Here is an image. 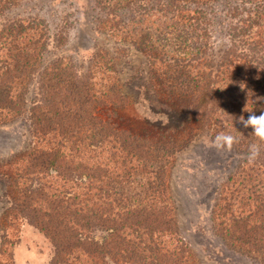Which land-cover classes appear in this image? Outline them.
<instances>
[{
  "label": "trees",
  "instance_id": "trees-1",
  "mask_svg": "<svg viewBox=\"0 0 264 264\" xmlns=\"http://www.w3.org/2000/svg\"><path fill=\"white\" fill-rule=\"evenodd\" d=\"M19 1L0 0V19ZM93 4L112 38L144 53L147 86L164 98L151 104L174 105L181 121L156 135L121 128L118 110L130 98L107 51L84 74L62 56L39 68L45 22L8 18L0 24V126L28 112L32 136L10 174H0L12 186L3 194L6 222L21 217L43 232L54 248L49 264H201L181 235L169 169L198 133L222 121L237 150L256 146L259 156L221 185L213 225L234 251L264 264V142L238 122L264 112V0ZM214 27L226 38L217 49ZM0 264H14L11 255Z\"/></svg>",
  "mask_w": 264,
  "mask_h": 264
},
{
  "label": "rangeland",
  "instance_id": "rangeland-1",
  "mask_svg": "<svg viewBox=\"0 0 264 264\" xmlns=\"http://www.w3.org/2000/svg\"><path fill=\"white\" fill-rule=\"evenodd\" d=\"M27 17L43 20L49 34V44L39 68L62 56L74 64L79 74H84L93 65L96 53L107 51L115 62L123 90L130 98L118 110L117 123L121 128L139 135H156L179 124L182 112L174 105L170 110L157 109L150 102L151 98H164L160 92L147 86L149 79L144 53L131 44L112 38L103 29L102 18L93 0H20L1 16L0 24L8 18ZM212 34L213 49H217L226 38L216 27ZM36 80L37 76L31 83L29 99L34 96ZM27 113L0 126V174L7 172L9 175L11 163L30 147L32 135ZM187 133L190 134V129ZM187 133L182 135L190 136ZM219 133L227 134L222 121L198 133L175 156L169 169L168 185L175 206L178 204L176 212L181 235L197 250L201 264H261L249 253L234 251L230 243L216 233L213 225L211 211L221 185L249 155V152L237 150L235 144L228 151L218 150L206 142ZM9 185L0 180V259L11 255L14 264H49L54 248L43 232L21 217L6 222L4 211L8 209L9 212L10 204L3 194L11 192L12 186ZM206 244H209L208 249ZM222 253L227 257L225 261L220 259L222 256L217 257ZM103 264L131 263L107 260Z\"/></svg>",
  "mask_w": 264,
  "mask_h": 264
},
{
  "label": "clouds",
  "instance_id": "clouds-1",
  "mask_svg": "<svg viewBox=\"0 0 264 264\" xmlns=\"http://www.w3.org/2000/svg\"><path fill=\"white\" fill-rule=\"evenodd\" d=\"M246 111V110H245ZM249 113L247 119L241 115L238 118V122L244 128H251L252 134L260 141L264 142V112L260 115H256L253 111H247ZM209 143L210 146L215 147L218 150L230 151L233 145L237 142L236 137L230 134L219 133ZM259 156V149L256 146H252L248 155V163L253 164Z\"/></svg>",
  "mask_w": 264,
  "mask_h": 264
}]
</instances>
